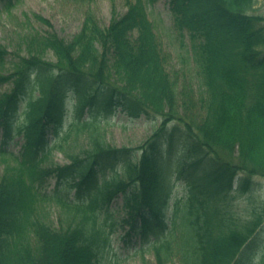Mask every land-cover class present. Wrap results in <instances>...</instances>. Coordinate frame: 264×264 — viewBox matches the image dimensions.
<instances>
[{
    "label": "trees",
    "instance_id": "obj_1",
    "mask_svg": "<svg viewBox=\"0 0 264 264\" xmlns=\"http://www.w3.org/2000/svg\"><path fill=\"white\" fill-rule=\"evenodd\" d=\"M154 1L128 0L126 12L105 29L87 12L69 42L53 32L25 37L26 53L0 74V88L10 85L0 95L1 153L14 137L24 138L19 156L3 159L0 173V264H106L109 235L119 226L130 228L127 239L160 234L152 249L156 264L253 263L264 219L254 180L264 178L262 19L247 14L253 0H170L174 26L189 35L201 78L197 99L178 93L165 66L146 10ZM8 56L0 45V71ZM112 107L158 126L135 149L90 132L80 152L68 154L70 164L53 161L55 150L66 152L56 138L69 109L76 110L71 127L78 131L98 128ZM172 151L208 165L213 177L188 180L166 228L172 173L158 166ZM118 163L126 177L114 171ZM51 181L55 187L47 192ZM225 188L246 198L245 216L222 195ZM117 198L122 218L115 222L111 203Z\"/></svg>",
    "mask_w": 264,
    "mask_h": 264
},
{
    "label": "rangeland",
    "instance_id": "obj_2",
    "mask_svg": "<svg viewBox=\"0 0 264 264\" xmlns=\"http://www.w3.org/2000/svg\"><path fill=\"white\" fill-rule=\"evenodd\" d=\"M12 3L7 10L0 1V45L9 52L5 73L10 69L11 63L17 55H24L26 53V45L23 44L25 37L27 38L35 33L43 35L53 32L60 39L69 42L80 31L87 12H91L97 20L98 26L101 29H105L115 17L124 14L126 11V0H13ZM251 13L262 16L263 21L261 22V26H264V0H255ZM35 15L48 20L50 26L37 21L34 18ZM148 15L154 24L158 37L161 39L164 63L175 78L178 93L187 91L188 93H192L190 96L199 99L203 96V89L201 78L198 76L196 67L190 58L191 42L189 35L182 38L176 33L169 13V0H158L149 5ZM46 58L54 61L51 53H48ZM9 88V85H5L0 89V94L6 90L8 91ZM113 110L116 116L107 118L106 120L101 119L102 121L101 124L98 123V128L92 129L88 126L87 128H83L78 134L70 132L69 138L66 141H62L66 152H55L53 160L61 165L69 163L68 154L80 152L86 145V137L90 132L101 134L106 138L107 143L115 147L137 148L153 131L151 125H144L142 122L130 120L127 116H123L118 109ZM119 114H122V120L118 118ZM22 118L20 116L18 121L21 122ZM122 121H127V129L121 128L120 123ZM65 132H69L66 124L61 129L62 134H65ZM9 149L14 151L13 147ZM4 157L8 158V156ZM167 163L169 167L176 169L177 162L173 154L170 155V160ZM2 167L3 161L2 156H0V172ZM200 168L202 169L199 171L200 175L211 174L208 168ZM184 180H178L174 184L173 196L181 194L185 183ZM256 181L258 182V190L255 192V197L264 199V179L258 178ZM229 195L236 212L240 216H245L248 208L246 200L237 192H230ZM255 202H257L256 199ZM50 212L53 214L52 210ZM114 218L120 219L121 213L116 212ZM53 220L55 221L56 217ZM125 231L127 229L122 230L119 228L111 236L112 247L107 257L112 259L117 258L112 260V264H156L151 253H135L132 248L124 244L121 235ZM259 233L264 241V222ZM136 242L138 247L139 237H137ZM107 264L110 263L108 262ZM171 264L178 263L177 261H173Z\"/></svg>",
    "mask_w": 264,
    "mask_h": 264
}]
</instances>
